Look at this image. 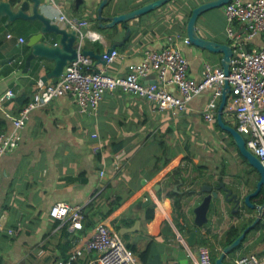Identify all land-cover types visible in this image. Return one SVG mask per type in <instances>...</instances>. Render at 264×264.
<instances>
[{"label": "crops", "instance_id": "crops-1", "mask_svg": "<svg viewBox=\"0 0 264 264\" xmlns=\"http://www.w3.org/2000/svg\"><path fill=\"white\" fill-rule=\"evenodd\" d=\"M102 1L47 0L44 8L52 18L62 10L88 19L103 38H87L84 47L104 53L115 45L120 55L113 62L95 59V63L114 76H123L147 50L166 46L168 36H187L193 8L210 0H171L129 21L130 32L123 24L103 27L101 23L154 0H109L101 12ZM4 21L0 23V91L12 89L15 94L0 106L1 132L13 128L7 113L17 115L55 65L52 60L35 59L26 66L32 50L30 37L38 32V22L19 19L7 26ZM228 26L224 6L207 11L197 22L202 36L233 45ZM235 28L245 33L242 23ZM8 33L14 38H8ZM20 37L25 41L20 42ZM244 39L248 49L263 45L261 34ZM178 44L193 78H202L206 63L222 65L223 53L183 41ZM156 76L150 73L142 81L156 82ZM168 89L178 94L174 85ZM212 96L213 89H207L187 110L174 112L145 97L116 90L104 95L96 114H85L75 96L67 93L33 110L19 145L0 160V264H58L90 238L100 222L119 230L141 264H197L200 244L209 245L216 260L255 221L258 210L236 205L221 190L212 202L209 220L197 226L193 209L207 194L202 187L211 184L219 189L223 182L243 200L256 188L260 175L218 122L222 97L213 120L206 119ZM223 116L227 124L237 126L235 111L227 105ZM99 186L101 192L87 204L83 226L77 231L69 230L68 218L51 215L58 202L67 203L73 215ZM147 196L150 203H145ZM253 199L263 204L264 191ZM151 209L154 217L148 219ZM10 228L17 232L12 235ZM192 231L198 234L193 246L187 241ZM250 253H264V216L224 262L237 264L239 256Z\"/></svg>", "mask_w": 264, "mask_h": 264}, {"label": "built area", "instance_id": "built-area-1", "mask_svg": "<svg viewBox=\"0 0 264 264\" xmlns=\"http://www.w3.org/2000/svg\"><path fill=\"white\" fill-rule=\"evenodd\" d=\"M229 23L227 35L233 41V56L229 74L222 65L206 63L202 78L189 75V60L178 46L179 41L191 44L188 36L180 33L168 36V43L160 50H147L144 58L129 66L123 76L110 74L106 66H98L91 56L79 53L77 60L69 62L57 82L39 81L33 98L17 115L7 113L13 128L0 132V160L13 151L22 139L21 131L30 119L31 112L45 107L57 97L72 93L79 108L85 114H96L101 100L107 92L121 90L125 93L142 96L155 102L159 108L174 112L188 109L189 103L207 89H213V96L205 112L208 120H213L218 99L222 97L226 81L231 85L227 108L234 110L237 117V129L244 135L247 146L261 160L264 166V0H232L224 6ZM55 21L78 31L80 47L87 38L102 40V34L90 27L86 18L71 16L59 10L53 18ZM242 23L245 33L235 28ZM257 34L263 36L260 48L248 49L244 36L252 38ZM14 38L13 33L7 34ZM24 42V37L19 38ZM120 55L118 49L104 52L107 63L113 62ZM150 73L157 74L153 83L142 81ZM174 85L178 94L169 91ZM14 91H0V106L6 99L14 96ZM101 186L84 205L76 207L73 215L67 203L58 202L51 210L57 218H68L70 231H77L83 226L84 210L87 204L96 200ZM13 235L17 231L10 228ZM197 264H214L211 248L200 244L197 248ZM237 264H264V253H250L236 259ZM58 264H141L137 254L127 245L123 236L114 226L100 222L93 235L86 239L67 259Z\"/></svg>", "mask_w": 264, "mask_h": 264}, {"label": "water", "instance_id": "water-1", "mask_svg": "<svg viewBox=\"0 0 264 264\" xmlns=\"http://www.w3.org/2000/svg\"><path fill=\"white\" fill-rule=\"evenodd\" d=\"M171 0H154L137 9L129 12L119 13L111 16L110 21L107 23H101L103 27H115L118 24H123L127 28L128 32L132 29L128 24L133 18H136L142 14L150 12L158 7H161ZM232 0H210L205 1L195 6L192 10V14L189 18L187 25V36L192 44H195L201 48L210 50L212 52L223 53L222 66L229 74L230 62L234 53L233 46L220 43L214 39L202 36L197 27L199 17L209 10L223 7ZM109 3V0H103L100 5V11L105 5ZM47 0H0V23L4 20V25L14 23L19 19L32 20L39 23L38 32L34 33L30 37L29 45L32 47L26 59V66L30 67L32 61L35 59L52 60L55 65L50 69L46 75L43 76L45 83H48V79H52L53 82H57L65 71L66 65L69 62L77 60L79 53L82 55L91 56L101 62H106L103 55L104 53H96L94 50H89L84 47V44L80 47L78 31L71 29L69 26H62L61 23L55 21L48 15L47 9L44 8L47 5ZM114 6H116L114 4ZM103 15H100L102 18ZM116 49V46H111L107 53ZM43 65V63H40ZM231 91V85L229 81H226V85L222 94V100L218 110V122L220 126L228 131L235 145L238 147L240 153L248 160V162L256 168L260 177L257 181L256 188L249 192L243 200L238 199L236 194H233L232 190L228 189L222 182L219 189H215L211 184H204L203 191L207 194L202 197L200 203L193 209L195 212V224L197 226H203L209 220V212L212 208V202L218 198L220 191H227L225 197L227 200L232 201L235 199L236 205L248 206L258 210V214L255 221L242 232V234L234 240L231 244L227 245L219 257L215 260V264H226L224 258L230 254L233 249L240 246L241 242L247 236V233L252 227L261 222L264 216V203H256L254 197L260 196L264 191V166L260 158L247 146L244 135L237 129V127L227 124L224 120V110L228 103V94ZM151 197L147 196L145 203H150ZM197 231H192L187 238V241L191 246L197 243Z\"/></svg>", "mask_w": 264, "mask_h": 264}, {"label": "trees", "instance_id": "trees-1", "mask_svg": "<svg viewBox=\"0 0 264 264\" xmlns=\"http://www.w3.org/2000/svg\"><path fill=\"white\" fill-rule=\"evenodd\" d=\"M2 127V126H1ZM4 130V129H3ZM1 132V131H0ZM118 204V202H116L113 206H112V209L110 211H112L113 209H115L116 205ZM176 205L178 207H180V202L179 201H176ZM154 217V212H153V209L150 210V213L148 214V219H153ZM233 239H231L230 241H233Z\"/></svg>", "mask_w": 264, "mask_h": 264}, {"label": "rangeland", "instance_id": "rangeland-1", "mask_svg": "<svg viewBox=\"0 0 264 264\" xmlns=\"http://www.w3.org/2000/svg\"><path fill=\"white\" fill-rule=\"evenodd\" d=\"M231 138H232V137H231ZM231 140H232V142H234L233 139H231ZM234 144H235V143H234ZM234 144H233V145H234ZM234 146H235V145H234Z\"/></svg>", "mask_w": 264, "mask_h": 264}, {"label": "clouds", "instance_id": "clouds-1", "mask_svg": "<svg viewBox=\"0 0 264 264\" xmlns=\"http://www.w3.org/2000/svg\"><path fill=\"white\" fill-rule=\"evenodd\" d=\"M225 6V5H224ZM213 259H214V257H213ZM214 264H215V260H214Z\"/></svg>", "mask_w": 264, "mask_h": 264}, {"label": "flooded vegetation", "instance_id": "flooded-vegetation-1", "mask_svg": "<svg viewBox=\"0 0 264 264\" xmlns=\"http://www.w3.org/2000/svg\"><path fill=\"white\" fill-rule=\"evenodd\" d=\"M216 187H218V186H216Z\"/></svg>", "mask_w": 264, "mask_h": 264}]
</instances>
